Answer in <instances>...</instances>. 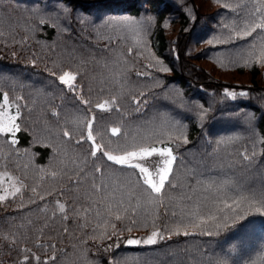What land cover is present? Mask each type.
Here are the masks:
<instances>
[{
  "label": "trees",
  "instance_id": "1",
  "mask_svg": "<svg viewBox=\"0 0 264 264\" xmlns=\"http://www.w3.org/2000/svg\"><path fill=\"white\" fill-rule=\"evenodd\" d=\"M256 6L257 0H0V14H10L9 26H0V93H7L14 102L19 125L13 137L0 133V164L4 158H20L9 160L7 168L22 178L16 186L24 185L21 193L0 201V264H19L24 248L40 256L41 264L50 254L58 260L49 264H215L217 259L227 264H264V216L256 211L259 203L255 201L242 204L243 220L213 228L211 236L192 227L187 228V236L183 231L180 235L163 231L164 221L170 224L180 208L178 224H188L193 213L207 216L211 210L207 215L203 212L212 209V202L223 204L222 198H230L229 191L220 193L224 186L236 199L253 200L264 190V83L260 81L264 65L245 64L251 37L224 42ZM16 17L34 24L33 32L19 26L12 30ZM129 19L134 23H125ZM118 33L124 40L144 36L154 55L139 49L131 53L134 47L127 43L117 51L123 40ZM15 34L21 35L17 41ZM45 41H55L56 51L49 50ZM64 49L80 61L69 58L58 63L57 71L50 68L54 53ZM111 49L124 57L101 52ZM168 49L175 51V57L167 54ZM131 57L134 66L130 64L126 74H117ZM218 57L235 73L247 75V82L230 84L236 91L241 85L254 88L251 96L238 98V92L237 97L229 96L227 85L215 88L216 81H227L214 76L205 63L216 68L212 59ZM157 62L170 70H160ZM61 69L79 73L81 94L91 98L93 105L118 97L119 112L93 109L98 117L94 134L99 129L103 136L102 140L97 137L98 142L128 150L171 145L175 161L161 196L143 184L138 169L114 165L99 154L81 159L89 143L76 144L79 136L69 140L63 132L73 133L74 115L85 105L51 75ZM28 90L38 91L34 100ZM133 97L144 103L136 105ZM111 127H119L121 135L112 136ZM244 155L251 159L245 160ZM94 164L100 172L93 171ZM93 181L104 185L100 192L92 191ZM119 201L128 212L117 220ZM60 203L68 220L61 218ZM215 213L234 215L225 208ZM241 223L246 226L240 228ZM153 224L164 239L156 244L127 243L129 239L145 241ZM12 239L17 243H11ZM38 243L46 247L38 248ZM29 264H37L30 254Z\"/></svg>",
  "mask_w": 264,
  "mask_h": 264
},
{
  "label": "snow or ice",
  "instance_id": "2",
  "mask_svg": "<svg viewBox=\"0 0 264 264\" xmlns=\"http://www.w3.org/2000/svg\"><path fill=\"white\" fill-rule=\"evenodd\" d=\"M258 6L254 8L252 12L249 13V18L245 21L242 27H239L238 29H233L232 34L228 35L227 39L224 40L225 43L232 42L235 39L239 40H247L249 37L252 38L250 43V50L248 52L247 59L245 61L246 65L252 64L253 61H255L258 65H264V0H257ZM223 7H230L229 5L225 4ZM237 7H240L239 4H237ZM235 11V9H232ZM125 23L127 24H133L134 22L132 20H126ZM225 27H228L225 25ZM256 34V35H254ZM257 36H259V41H257ZM211 43V42H210ZM164 71H167V69H163ZM59 82L60 85L65 86L67 91L69 93L74 94V98L76 100H79L80 104L85 105V109L81 110L77 108V111L82 112V116L77 118L74 123L77 125H83V130L80 132V136L75 139L76 144H83L85 142L89 143V148L87 149L86 153L84 154L81 159H84L86 161L87 157H93L97 158L98 154L100 158H106L107 161H110L114 165H120V166H126L128 168L132 169H138L140 175V178L143 181V184L147 185V187L151 190V193L156 194V197L161 196L163 189L165 187L166 181H168L169 176L172 173V165L175 161V156L173 155V152L171 148L164 147V148H156L154 146L145 147V146H133L135 150H128L127 148H124L122 146L117 145L116 147H113L111 142H109L107 145L104 143L98 142L97 137L99 136L101 140L103 139L102 133L99 129L95 130L94 134V124L97 121L98 117L96 113L93 111V109H98L101 112H110L112 110H115L117 112L120 111V107L117 106V100L118 97L112 96L109 99L104 100L103 102H97L96 104H92L91 98H85L81 93L83 91L82 86L79 84V81L77 80V75L79 73H74L72 71H64L60 70L59 72L53 71L51 73ZM137 75H143V73H137ZM143 95V93H141ZM227 95L229 96H235L234 92H227ZM241 95H246V93H241ZM17 99H22L21 97H18ZM133 103L136 105H140L144 103V101H141L140 99H137L136 97L132 98ZM9 107H10V101L9 96L7 93H3L2 98H0V133H11L13 136L17 131H19V125L15 123L16 116L9 114ZM137 111L139 108L136 109ZM53 115H58L56 113H53ZM71 115V114H69ZM100 119H104V117H100ZM110 132L112 136H119L121 135V129L119 127H111ZM64 137H68L69 140L74 138V133H70L69 131L65 130L63 132ZM13 143L15 141L13 140ZM185 143H187V140H185ZM255 155V153H253ZM151 156H158L163 157V167L156 169V174L153 176L152 172L149 171V169L145 166H143L140 163L134 162L137 160H145L147 157ZM245 160H250L251 157L248 155H244ZM79 171H83L82 168H79ZM93 171L94 172H100L101 169L99 167H96L95 164L93 165ZM53 179H55L58 175L57 172L51 173ZM9 180H12V177H8ZM69 179L71 180L72 177L69 176ZM79 183V181H77ZM170 187H176V185L171 184L169 182ZM13 191L10 193V195L15 196L17 193H21V189L24 188V185L21 183L19 187H17L15 184L12 185ZM104 185L97 186V184L93 181L91 183V189L94 192H100L103 189ZM31 191L38 196L40 200L44 199V196L40 194L37 191L36 187H32ZM8 196H0V201L7 200ZM21 195V199H22ZM154 202H158L162 204V201H156L155 197H150ZM253 201L259 203V207L256 208V211L260 213L261 216H264V190H262L258 196H253V200H249L246 196H241L238 199H233L231 203L224 202V208L229 209L231 213H234V215L229 216L227 213H225L223 216H217L215 212H209L207 216H201L199 213H193V218L189 220L188 224H178L175 229V234L180 235L181 234V228L184 229L183 235L187 236L189 235V232L187 231L188 227L197 228L200 230V233L203 235H209L211 236L213 234L212 229L215 228L216 230H219L223 227H228L230 222L231 224H236L238 221H241L244 219L243 211L241 210L242 204L245 202L249 203L250 205L253 203ZM35 203V200L32 201ZM139 206V205H137ZM224 208H217L218 212H223ZM59 212L62 214L63 220H68L69 217L66 214L65 205L63 203H60L58 206ZM109 212L113 211V207L111 204L108 205ZM75 212L76 210L73 209ZM128 212V209L123 207V202L119 201L116 204L115 209V219L120 220L121 219V213ZM78 214V213H77ZM175 215V213H173ZM213 222V223H210ZM135 223V221H133ZM246 226V223L239 224L240 228H244ZM112 228H115V225H111ZM129 232L132 231L131 228L127 229ZM62 231L66 232L68 229L65 227L62 229ZM5 240H8V237H2ZM165 237L162 235L160 231H157L155 228V224H153V231L148 236V238L145 241L135 240V239H129L127 243L129 245H138L140 243L145 244H156L158 240H162ZM170 238V237H169ZM11 243L16 244V240L12 239ZM36 247L38 248H45L46 246L43 243L36 244ZM47 247H50L52 249H55L57 246L55 244H49ZM21 251L25 253L23 256V260L19 262V264H29V254L37 261V264H41V258L40 256H37L30 248H24ZM49 260L56 262L58 260V257L55 254H50L48 257V260H44L42 264H49ZM215 264H227V262L223 259H217L215 261Z\"/></svg>",
  "mask_w": 264,
  "mask_h": 264
},
{
  "label": "rangeland",
  "instance_id": "3",
  "mask_svg": "<svg viewBox=\"0 0 264 264\" xmlns=\"http://www.w3.org/2000/svg\"><path fill=\"white\" fill-rule=\"evenodd\" d=\"M55 16L57 17L59 15H55ZM99 18H101V16H99ZM9 22H10V14L9 13L6 14V13L2 12L0 14V26L8 27L9 26ZM242 22H245V20L243 18H242ZM16 26H19L20 28H22V30L25 28L30 33H32L33 30H34V24H26L24 22L23 18H21V17L14 18V21L12 23L11 29L14 30V28ZM118 35H121L123 37L122 33H118ZM20 38H21V35L15 34V36H14V40L15 41L19 40ZM147 42H148V40H147ZM126 43L129 45V48L134 47L133 49H130L131 53H133V51L135 49H139V50H141L142 52H145V53H147L148 50L151 51L150 48H149L148 43L144 44L145 43L144 36L140 37L139 35L138 36L137 35H131L130 37L126 38L125 40H124V37H123V40L120 42V46L117 47L116 50L120 52V51H122V49H125L122 46L124 44H126ZM44 44L49 50L56 51L57 45H56L55 41H45ZM101 52L107 53V54L111 55L112 57H114L116 59L122 58V56L124 57V55H125L124 53L114 54L112 49L111 50H107V51H101ZM151 53H152V51H151ZM167 54L170 55L171 58L175 57V55H176L175 51L170 50V49L167 50ZM153 55H154V53H152V56ZM53 56L54 57L51 59V64L49 65V67L52 68V69H55L56 71L60 68L58 63H61V62L65 61V60H67L69 58H73V59L79 60L78 55H76L75 53L71 52L70 49H67V50L64 49L62 51V53L56 52V53H54ZM212 61L215 63L213 65L217 69L214 68L211 64L205 63V65H208L207 67H212V71H213L214 76L219 75V77H221L225 81H227V82L216 81V87L215 88H219L222 85H227L229 91L234 92L236 97H237V92H238V98H243L246 95L251 96L252 91L254 90V88L251 89L250 87H248V88L245 89L243 87V85H241L239 87L240 89L236 91V90L233 89V87L230 84L231 81L247 82L246 81V76H247L246 74H243V73L237 74V73L234 72V70L231 69V67H226L225 64H224L225 60L222 57L214 58V59H212ZM130 64L134 66L133 57L129 58L127 61H125L124 63H122L119 66V68L116 71L117 74H126V72L129 69ZM133 66H131V68ZM89 67H90L89 64H86V68H89ZM137 67H141V65L137 64ZM157 67L160 70L163 69V66L161 64H159L158 62H157ZM164 68L167 69V70H170L169 67H164ZM219 69H222L221 73L218 72ZM109 76H112V74H109ZM85 78L88 81L89 78H87V77H85ZM260 78H261L260 81H262V83H264V75H261ZM241 93H246V95H241ZM2 95H3V93H0V98H2ZM106 99H109V98L106 97ZM106 99H104V100H106ZM104 100H102V101L98 100L97 102H103ZM9 101H10L9 114L15 116L16 113H17V108L15 107V104H14V102L12 101V99L10 97H9ZM197 108L200 109L199 107H197ZM201 108H203V107H201ZM104 113L107 114V112H104ZM82 114H83L82 112L77 111L75 113V115H74V121L77 118L81 117ZM198 115L202 116L201 114H198ZM72 124H73V133L75 135H77V136H80V132L83 130V125L82 124L81 125H77L74 122ZM11 136L13 137V135H11ZM236 137L240 138L239 131L236 132ZM153 146L158 148V149L164 148V147L172 148L171 145H169V144H160L159 146H157V145H153ZM8 158H9L8 160L4 158L2 163L0 164V196L7 195L8 197H10L11 196L10 193L13 191L12 185L13 184L16 185L17 182L20 181L22 178L12 175L9 172L8 168H7L8 167L7 163H8L9 160L12 161V159H16L18 161H21L20 158H16V157H14V158L8 157ZM163 159H164L163 157L151 156V157H147L145 160H137V161H134V162L140 163L143 166L147 167L149 169V171L152 172L153 176H155L156 169L160 168V167H163ZM14 166L19 167L18 164L17 165L15 164ZM8 177H12V180H9ZM35 183H36V181H35ZM226 191L230 192V198H222L223 199V204L221 202H218V201L217 202H212V209L204 211L203 213L205 215H207L210 210L212 212H217V208H222L224 206V202L225 201L228 202V203H231V201L233 199H236L235 193L233 191L227 189L225 186L220 190V193L223 194V195H226L227 194ZM190 206L192 207L193 203L190 204ZM176 210H177V207L174 208V211H176ZM187 211L188 210H185L184 213L187 212ZM178 214H181V208L176 211L175 217L171 219L173 221L170 224H166L168 222L167 220L164 221V223H163V231L175 232L176 226L178 225V219L180 217V216H178ZM201 216H203L202 213H201ZM187 217H188V214L186 216H183L184 219H187ZM171 220H169V221H171ZM197 230H199V229H197ZM180 231H184V229L181 228Z\"/></svg>",
  "mask_w": 264,
  "mask_h": 264
}]
</instances>
